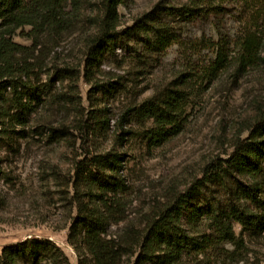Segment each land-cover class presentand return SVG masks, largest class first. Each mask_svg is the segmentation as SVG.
Wrapping results in <instances>:
<instances>
[{
	"label": "rangeland",
	"instance_id": "1",
	"mask_svg": "<svg viewBox=\"0 0 264 264\" xmlns=\"http://www.w3.org/2000/svg\"><path fill=\"white\" fill-rule=\"evenodd\" d=\"M157 1L131 0L120 6L119 30L150 11ZM248 1L253 7L254 2L264 6V0ZM95 2L80 0L78 18L55 38L33 34L37 37L33 45L29 26L13 36L26 47L19 54L18 72L28 84L41 87L48 83L55 67L69 66L74 72L48 83V95L34 107L25 127H4L24 131L0 132V252L26 238L46 237L64 250L71 264H77L75 251L67 242L71 215L76 213L72 181L78 175L77 185L82 187L83 177L112 174L106 158L111 160L113 155L119 159L117 171L125 179L127 191L122 221L111 224L108 232L114 238L126 226L142 227L146 218L201 179L209 162L227 157L235 137L247 135L243 129L255 114L252 97L264 96V80H258L261 76L248 74L234 83L228 72L212 80L194 75L182 84L188 105L180 132L161 145H149L145 130L150 123L129 109L173 83L188 68L192 53L198 59L211 56L209 50L199 52L193 44L202 34L216 38L214 23L171 19L181 40L160 58L141 42L136 44L139 39L126 37L124 45L103 52L86 77L84 41L91 30L87 16L94 14ZM246 2L237 0L234 10L224 17L223 29L231 35L248 24L252 7ZM109 81L113 88L92 89L95 82ZM229 180L225 181L231 188ZM204 183L201 191L209 201L225 199L224 182ZM182 223L193 234L209 231L207 217L190 221L183 216ZM235 233L240 246L227 243L224 249H238L236 257L226 256V252L219 257L189 253L181 264H264V233L241 232L238 225ZM121 264H134V257L126 256Z\"/></svg>",
	"mask_w": 264,
	"mask_h": 264
},
{
	"label": "trees",
	"instance_id": "2",
	"mask_svg": "<svg viewBox=\"0 0 264 264\" xmlns=\"http://www.w3.org/2000/svg\"><path fill=\"white\" fill-rule=\"evenodd\" d=\"M129 1L96 0L94 14L87 16L91 30L84 41L86 77L103 52L124 45L126 37L139 39L136 44L141 42L148 51L162 57L181 40L179 32L170 24L171 19L182 23L213 22L217 35L206 38L202 34L193 44L199 52L209 50V58L198 59L197 53H192L188 68H184L173 83L129 109L150 123L145 130L149 145H161L180 132L188 105L182 84L192 76L212 80L228 72V78L234 83L248 74L264 80L262 4L254 2L253 7V3L246 0L248 7H252L248 24L238 34L231 35L223 29V20L234 10L237 0H158L150 11L119 30L118 8L127 6ZM79 7L80 0H0V132L4 135L9 133L7 130L18 131L17 134L24 131L4 127H25L34 107L48 95V83L74 72L69 66L55 67L48 75V83L41 87L28 84L18 72L19 54L26 47L15 42L13 36L18 29L29 26L33 45L37 38L33 34L46 33L49 38H55L78 18ZM75 72L80 74L81 71ZM107 85L108 89L113 88L109 81L95 82L92 89L98 91ZM251 103L255 114L243 129L247 130V135L238 134L226 158L209 162L201 179L165 204L157 214L146 218L142 227L126 226L114 238L108 232L111 224L122 221L125 211L122 201L127 184L117 171V155L111 160L106 158L112 166V174L97 179L93 175L83 177L82 187L77 185L80 180L77 175L72 181V206L76 213L71 215L67 235L77 264H121L126 256H133L134 264H181L182 257L189 253L219 257L226 252V256L236 257L238 249H224L227 243L236 248L240 246L235 225L241 232L264 233V96L252 97ZM48 129L53 131L52 127ZM219 179L226 187V197L209 201L201 191L204 181ZM225 180L230 181L231 188ZM198 197L200 200L196 202ZM183 216L190 221L207 217L210 221L208 233H190L182 223ZM0 264H71V261L49 238L30 237L4 246Z\"/></svg>",
	"mask_w": 264,
	"mask_h": 264
}]
</instances>
